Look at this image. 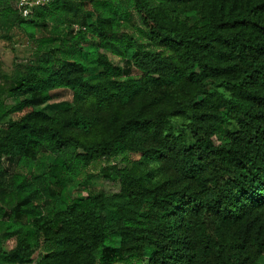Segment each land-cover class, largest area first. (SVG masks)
Returning a JSON list of instances; mask_svg holds the SVG:
<instances>
[{"label":"trees","instance_id":"obj_1","mask_svg":"<svg viewBox=\"0 0 264 264\" xmlns=\"http://www.w3.org/2000/svg\"><path fill=\"white\" fill-rule=\"evenodd\" d=\"M13 28L44 52L0 74V264H264V0H0ZM101 161L119 190L73 197Z\"/></svg>","mask_w":264,"mask_h":264},{"label":"rangeland","instance_id":"obj_2","mask_svg":"<svg viewBox=\"0 0 264 264\" xmlns=\"http://www.w3.org/2000/svg\"><path fill=\"white\" fill-rule=\"evenodd\" d=\"M76 4L79 2L75 1ZM89 8V7H88ZM72 32V29L63 28L56 29L49 27L46 29H40L37 33L38 38H65L68 37ZM7 35V37H5ZM87 41L91 38H86ZM37 47L34 43L29 42L27 36L18 28H13L9 32L0 29V74L8 75L10 77H16L18 75L24 74L26 66L29 62L36 58L38 53H43L44 51H37ZM102 53V51H97L92 49L87 57V65L90 68L88 77H94L100 73L101 68L98 66L96 59L97 54ZM109 59L113 65L123 67V61L109 55ZM138 73L135 72V75ZM215 88V87H213ZM73 101V93L69 90H55L51 92V101L42 106L41 109L46 111H51V106L56 104H71ZM11 103V102H10ZM186 120L183 119H172L171 124L176 129L185 128ZM186 139L189 144L193 142L190 132H186ZM49 154L41 155L36 161L35 166L32 170L36 175H39L40 170H46L49 164ZM141 158L140 154L128 151L125 155L118 156L111 160L112 165H116L118 168L130 167L132 164L139 161ZM9 169L8 164L6 163ZM107 166V162H97L93 164L87 172L84 173L74 184L70 186V192L73 197H77V189H89L96 192L107 191L114 192L119 190V183L111 180H106L103 177L102 169ZM31 243L35 246L38 242L35 235L30 237ZM37 259V257H36Z\"/></svg>","mask_w":264,"mask_h":264},{"label":"built area","instance_id":"obj_3","mask_svg":"<svg viewBox=\"0 0 264 264\" xmlns=\"http://www.w3.org/2000/svg\"><path fill=\"white\" fill-rule=\"evenodd\" d=\"M53 0H15L16 8L21 16L28 19L33 14L34 10L44 7Z\"/></svg>","mask_w":264,"mask_h":264},{"label":"water","instance_id":"obj_4","mask_svg":"<svg viewBox=\"0 0 264 264\" xmlns=\"http://www.w3.org/2000/svg\"><path fill=\"white\" fill-rule=\"evenodd\" d=\"M202 99H203L202 97H199V100H200V101H202Z\"/></svg>","mask_w":264,"mask_h":264}]
</instances>
